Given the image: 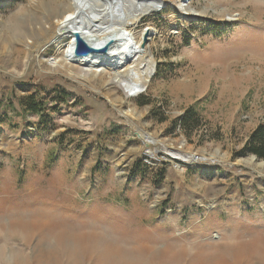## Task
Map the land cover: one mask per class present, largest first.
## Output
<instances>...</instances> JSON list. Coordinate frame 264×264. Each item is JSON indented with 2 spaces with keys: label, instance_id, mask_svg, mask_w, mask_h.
I'll return each instance as SVG.
<instances>
[{
  "label": "rangeland",
  "instance_id": "rangeland-1",
  "mask_svg": "<svg viewBox=\"0 0 264 264\" xmlns=\"http://www.w3.org/2000/svg\"><path fill=\"white\" fill-rule=\"evenodd\" d=\"M192 5L140 23L156 28V70L131 104L159 139L214 163L146 153L105 95L121 88L41 66L60 53L54 35L30 39L24 3L0 5V264H264V158L239 153L264 121V0Z\"/></svg>",
  "mask_w": 264,
  "mask_h": 264
},
{
  "label": "bare ground",
  "instance_id": "bare-ground-1",
  "mask_svg": "<svg viewBox=\"0 0 264 264\" xmlns=\"http://www.w3.org/2000/svg\"><path fill=\"white\" fill-rule=\"evenodd\" d=\"M12 1L0 0V5H9ZM21 2L24 3L23 13L17 23L20 32L28 27L30 30L25 31V35L30 39H35V35L45 36L51 32L54 35L51 44L60 47L59 55L49 59L42 55L39 57V64L49 62L56 70L80 80L90 81L93 76L104 80L107 78L109 86L120 87L124 92L123 99L114 96L110 87L105 95L111 104L118 105L117 109L136 130L137 136L145 144L152 146L146 149V153L154 156L156 152L164 150L171 156L193 164L214 163L213 160H217L159 139L142 124L141 115L131 104L132 98L147 91L156 70V59L151 46L144 40L149 31L151 40L157 32L156 28H138L140 23L145 17L167 5L178 6L185 14L196 13L192 0H121V3L113 0H62L54 5L47 0H26L27 4L24 0ZM159 3L164 4V7H158ZM231 16L229 13V17ZM75 30L79 31L89 46L100 48L110 38L115 40V45L106 52L96 50L88 55L76 54ZM66 39H69L66 47L61 48ZM135 88L140 90L133 92ZM246 162L260 164L255 161V157L248 158Z\"/></svg>",
  "mask_w": 264,
  "mask_h": 264
},
{
  "label": "trees",
  "instance_id": "trees-1",
  "mask_svg": "<svg viewBox=\"0 0 264 264\" xmlns=\"http://www.w3.org/2000/svg\"><path fill=\"white\" fill-rule=\"evenodd\" d=\"M70 94L64 91V100H67ZM43 102L37 100L34 95L29 96L27 105L31 112L40 113L43 108ZM200 123L198 112L194 106H190L186 109L185 114L180 119V126L185 130H193ZM246 151L254 153L260 158H264V121L260 122L250 133V136L243 148L239 150V153H245ZM164 171L161 170L159 176L162 177Z\"/></svg>",
  "mask_w": 264,
  "mask_h": 264
},
{
  "label": "water",
  "instance_id": "water-1",
  "mask_svg": "<svg viewBox=\"0 0 264 264\" xmlns=\"http://www.w3.org/2000/svg\"><path fill=\"white\" fill-rule=\"evenodd\" d=\"M113 1L116 2V3H121V0H113ZM141 1H148V0H141ZM161 6H164V4L159 3L158 7H161ZM75 34H76V37H77V45H76V50H75L76 54L88 55L90 52H95L96 50H100V51L106 52V51H108V49L111 46L115 45V40L110 38L104 46H102L100 48H95V47L89 46L87 44V42L79 34L78 30H75ZM148 36H149V33H146V36H145V39H144L145 42L148 41ZM138 90H140V89L139 88H135V90H133V92H137ZM253 156L255 158H257L256 155H253ZM174 158L178 159V160H181L180 158H177V157H174Z\"/></svg>",
  "mask_w": 264,
  "mask_h": 264
},
{
  "label": "built area",
  "instance_id": "built-area-1",
  "mask_svg": "<svg viewBox=\"0 0 264 264\" xmlns=\"http://www.w3.org/2000/svg\"><path fill=\"white\" fill-rule=\"evenodd\" d=\"M163 7H164V6H163ZM163 7H162V8H163ZM162 8H161V9H162ZM165 8H166V7H165ZM159 11H160V10H159Z\"/></svg>",
  "mask_w": 264,
  "mask_h": 264
}]
</instances>
